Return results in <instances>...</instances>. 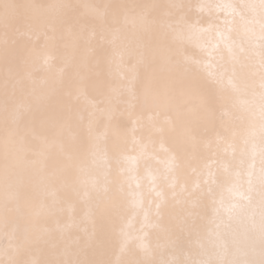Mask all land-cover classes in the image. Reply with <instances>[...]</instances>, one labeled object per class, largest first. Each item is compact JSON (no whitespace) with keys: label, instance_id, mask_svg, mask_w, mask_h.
<instances>
[{"label":"snow or ice","instance_id":"snow-or-ice-1","mask_svg":"<svg viewBox=\"0 0 264 264\" xmlns=\"http://www.w3.org/2000/svg\"><path fill=\"white\" fill-rule=\"evenodd\" d=\"M0 264H264V0H0Z\"/></svg>","mask_w":264,"mask_h":264}]
</instances>
